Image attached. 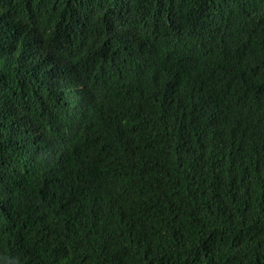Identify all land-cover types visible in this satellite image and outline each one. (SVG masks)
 Segmentation results:
<instances>
[{"label":"trees","instance_id":"trees-1","mask_svg":"<svg viewBox=\"0 0 264 264\" xmlns=\"http://www.w3.org/2000/svg\"><path fill=\"white\" fill-rule=\"evenodd\" d=\"M0 264H264V0H0Z\"/></svg>","mask_w":264,"mask_h":264}]
</instances>
